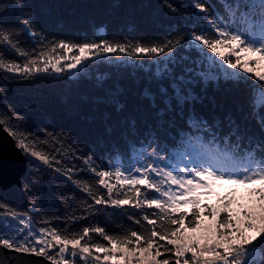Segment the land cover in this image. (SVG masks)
Returning a JSON list of instances; mask_svg holds the SVG:
<instances>
[{"label": "snow or ice", "instance_id": "1", "mask_svg": "<svg viewBox=\"0 0 264 264\" xmlns=\"http://www.w3.org/2000/svg\"><path fill=\"white\" fill-rule=\"evenodd\" d=\"M0 81V264H264V0H0Z\"/></svg>", "mask_w": 264, "mask_h": 264}, {"label": "water", "instance_id": "2", "mask_svg": "<svg viewBox=\"0 0 264 264\" xmlns=\"http://www.w3.org/2000/svg\"><path fill=\"white\" fill-rule=\"evenodd\" d=\"M26 170L24 156L15 147L13 140L0 129V188L7 190L17 185Z\"/></svg>", "mask_w": 264, "mask_h": 264}, {"label": "trees", "instance_id": "3", "mask_svg": "<svg viewBox=\"0 0 264 264\" xmlns=\"http://www.w3.org/2000/svg\"><path fill=\"white\" fill-rule=\"evenodd\" d=\"M135 2H140V0H135ZM100 19H104L101 17ZM141 24L143 25V22L141 21ZM49 30L52 32H60L64 31V20L63 19H54L50 25H49ZM113 26L110 24L108 27V32L111 34L113 31ZM124 31H127L126 28H124ZM2 83V81H0ZM26 89L27 86H22L20 88H17L15 86L10 87V92H11V98L14 100H18L20 102L23 101V98L26 96ZM31 127H35V122H30ZM28 171V168L24 174L23 177H25L26 173ZM22 177V178H23ZM22 180V179H21ZM21 180L19 183L7 190H2L0 188V196L6 197L11 203L16 204L20 207H23L24 205V196L22 195L20 191V186H21ZM38 190L41 193L42 199H44L46 202L49 201V197L51 196L52 193V186L47 183V181L42 182L40 185L37 186Z\"/></svg>", "mask_w": 264, "mask_h": 264}, {"label": "rangeland", "instance_id": "4", "mask_svg": "<svg viewBox=\"0 0 264 264\" xmlns=\"http://www.w3.org/2000/svg\"><path fill=\"white\" fill-rule=\"evenodd\" d=\"M230 187H234V186H230V185H226V184H220L217 188L216 191L220 192L221 194H223V191L230 188ZM244 189L243 188H238V194L239 193H243ZM209 203H215V196H213L212 198H210L208 200Z\"/></svg>", "mask_w": 264, "mask_h": 264}]
</instances>
